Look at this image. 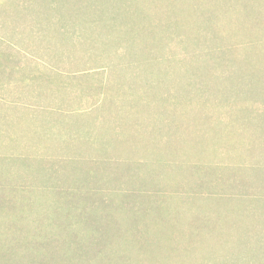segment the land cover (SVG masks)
Here are the masks:
<instances>
[{
    "label": "rangeland",
    "instance_id": "374dc122",
    "mask_svg": "<svg viewBox=\"0 0 264 264\" xmlns=\"http://www.w3.org/2000/svg\"><path fill=\"white\" fill-rule=\"evenodd\" d=\"M163 48L198 49L201 59L180 57L167 72L169 59L149 64L140 51ZM258 49L264 0H0V196L9 201L0 208V241L5 232L16 241L37 231L46 238L54 210L66 208L40 190L77 178L117 205L113 234L121 229L123 243L102 264H264ZM135 56L145 57L137 78L119 65ZM225 68L235 70L227 82ZM29 172L39 184L36 207L20 217L10 181ZM93 201L78 205L82 216ZM131 205L144 211L137 223ZM87 251L76 252L80 260H96ZM17 252L8 260L0 249V264H66L55 245Z\"/></svg>",
    "mask_w": 264,
    "mask_h": 264
},
{
    "label": "trees",
    "instance_id": "16d2710c",
    "mask_svg": "<svg viewBox=\"0 0 264 264\" xmlns=\"http://www.w3.org/2000/svg\"><path fill=\"white\" fill-rule=\"evenodd\" d=\"M198 49H193V50H188L184 51L182 53L174 50H169L168 49H161V50H155V49H140L142 52H148L147 56L149 60L154 59L153 61H150L149 64L151 63H159L161 65V61L169 59L171 62H167L168 67H167V72H170L173 69V62H182L180 60V57H186V56H193L196 60L201 59V53L197 52ZM131 51H136V49L128 51V54L132 55L130 53ZM211 53H223L228 54L231 50L230 49H211L209 50ZM264 49H258L256 53L259 56V59H261L264 62ZM198 53V54H197ZM124 58V55H118L117 58ZM145 57H139L135 56L133 62H126V61H120L119 65L122 66V70L127 72L130 77L137 78L140 76V59H144ZM120 58V59H121ZM161 59V60H159ZM157 60V62H154ZM187 66H185L186 68ZM264 67V66H263ZM188 68V67H187ZM259 64L256 63L255 65L252 66L250 70V76L256 77L259 73ZM225 71H228L227 73L223 74L226 76L222 77V81H225L227 76L233 75L232 73L235 71L234 69H228L225 68ZM166 72V73H167ZM264 72V70L262 71ZM156 74V73H153ZM161 74V72H160ZM151 75V73H150ZM149 75V76H150ZM148 79H150L148 77ZM160 79L155 78L152 82V88H156L157 84ZM106 89V83H103L99 86V89ZM170 89V88H169ZM167 90L169 98L173 97V91L172 90ZM201 91H204V86ZM140 93V90H138ZM200 92V91H199ZM251 91L250 95L252 96H259L261 97L260 100L262 99V93L257 91L256 94L252 93ZM259 92L260 95L257 93ZM139 98H141V95H137ZM264 97V95H263ZM124 98V96H123ZM128 99V98H127ZM251 99V98H250ZM152 100H149V103H151ZM145 104H146V99H145ZM162 104V102H161ZM27 178L25 179L31 187H26L24 184L27 185L25 180H20L16 178L13 181H10L11 183L15 184V188L13 191L17 192V195L19 197L20 202H18L19 209H20V214L18 213L17 215L24 216V213H33V209H35L36 205L34 200L32 199L33 197L32 192L34 191L32 188H37L39 187V184L35 181L33 178L32 174L29 172V175L26 176ZM8 183V182H5ZM4 183V185H5ZM73 183L71 186L67 185H62L60 188L57 190L50 189L48 186L42 187L43 189L40 190V192L43 194V199L42 200H50V197H47L46 195H51L53 193L54 199L51 204H54L55 199H59L63 205H65L66 212H60L59 210H54L53 214V222H49V226L47 227L46 231V238L40 239V235L42 234L41 231H37L36 236H34L32 239H29L27 236L26 239L22 241H16L10 237V234L7 235V232H5L3 235V239L0 241V249H4L8 251V260H12L14 257H19V252L17 251H36V250H45L49 249L50 247H53L55 245L56 248L58 249H64L65 252L67 253L65 255L64 261H66V264L70 262L71 264L73 263H78V264H83L84 262V256H82V261L80 260L79 255H77L76 252H81V251H86L87 252H94L96 260L86 258L85 260L88 261L85 264H92L95 261H99L100 264H102L105 261H108V256L111 255L109 252L115 250V249H121V246H119L122 242L121 237L125 234H120L122 233L121 229H117L116 234H113L115 232V228L117 227V224L120 222H116V218L114 215L113 210H110V206L112 205V208H116V204L113 202L114 200L111 199V197H108L110 193H107L99 188L96 189H91L87 188L88 184H82L80 180L77 178L73 180ZM11 185V184H10ZM10 185H5L6 187H9ZM3 185L0 183V189L2 188ZM4 189V188H3ZM56 189V188H55ZM130 198L124 197L125 200H129ZM83 200H89L90 202L92 200L93 204L92 214H86L82 216L81 208L78 207V205L83 201ZM9 204V201L5 199V197L0 196V208L5 207ZM133 205V204H132ZM130 206L129 208L122 206L127 209H132L133 211V220L131 222L137 223L138 219L136 218L137 214L139 212H144L143 210H138L133 206ZM59 208L61 207L60 205L56 204L53 206L54 208ZM60 209V208H59ZM44 210V209H43ZM146 213L149 212L148 208H145ZM62 215V216H61ZM148 215V214H147ZM56 216L58 218H56ZM65 216L67 219H65ZM50 218V217H49ZM56 218V219H55ZM56 221H55V220ZM66 220V221H65ZM114 220V221H113ZM80 225H82L85 230L86 234L80 233ZM120 228V227H119ZM133 234L135 237L141 236L143 233L137 232V229H133ZM199 232L197 229L195 230V234ZM146 234V233H145ZM198 234V233H197ZM39 236V237H38ZM138 239V238H137ZM138 240H135L132 244L133 246L139 245L137 243ZM51 244V245H50ZM141 246V245H139ZM224 248V247H220ZM91 249V250H90ZM221 252L222 250L219 249ZM224 253V252H222ZM87 255V254H86ZM26 257H29L28 263H36L34 261V255L33 253L26 254ZM47 258L49 256H46ZM21 260V259H20ZM32 260V261H31ZM53 261V260H52ZM93 261V262H91Z\"/></svg>",
    "mask_w": 264,
    "mask_h": 264
}]
</instances>
